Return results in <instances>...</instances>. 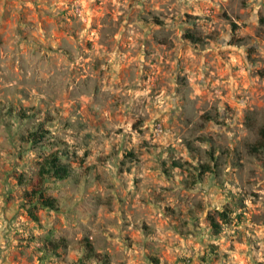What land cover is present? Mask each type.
<instances>
[{
  "label": "clouds",
  "instance_id": "clouds-1",
  "mask_svg": "<svg viewBox=\"0 0 264 264\" xmlns=\"http://www.w3.org/2000/svg\"><path fill=\"white\" fill-rule=\"evenodd\" d=\"M26 6L27 26L0 29V264H211L212 248L217 264H264V155L242 122L264 0ZM69 17L59 39L49 18ZM57 152L40 216L31 180ZM117 196L128 215L108 208Z\"/></svg>",
  "mask_w": 264,
  "mask_h": 264
},
{
  "label": "rangeland",
  "instance_id": "rangeland-1",
  "mask_svg": "<svg viewBox=\"0 0 264 264\" xmlns=\"http://www.w3.org/2000/svg\"><path fill=\"white\" fill-rule=\"evenodd\" d=\"M21 3L25 4V7L23 9L19 8L18 5ZM5 7L6 11L3 14V17H0V20H2V23H0V29H3L4 31H7L8 29L20 25V26H27L28 24V17L31 12L30 9L27 8L26 6V0H5ZM227 17V14H225ZM240 17L237 16V19ZM71 20V17L68 18V20H52L49 18V22L52 24H59L60 28L59 31L56 33L57 37L59 39H70L72 37V33L74 31L73 25L69 22ZM158 23L160 21H157ZM235 25V24H234ZM236 26V25H235ZM253 36L250 35L246 39L248 42H251L253 40ZM259 39V37H256ZM157 42H164L166 40V37L159 36L155 38ZM235 42V41H234ZM240 43L245 42V38L241 37L240 40L238 41ZM84 46L91 48L92 43L91 41L85 42ZM123 47V46H122ZM255 52V49H253ZM222 56L226 54H221ZM253 62L255 64L256 69L259 70L261 74V81L255 82L252 87L249 89V107L246 111L245 116H242V122L246 120V123H244V128L247 130L246 135H247V140L248 143L246 147L250 151V145L256 140L257 138V131L260 127L264 126V56L259 55L258 52L252 57ZM95 69H99V65L94 66ZM224 65L221 63L220 68L223 69ZM95 74V73H93ZM103 75V73H101ZM129 75V72L127 69H125L124 73L121 74V80L122 82L127 78ZM227 78V77H225ZM111 103L115 107H119L120 100L117 97H113ZM67 107V105H65ZM75 107V106H73ZM204 119H207L205 117ZM200 131H204L203 128L199 129ZM90 139V137H89ZM251 152V151H250ZM252 153V152H251ZM260 155H264L259 153ZM211 157V154H209ZM212 162L215 163V157H211ZM212 167V164H210ZM213 172L214 168L212 167ZM11 173H6V175H10ZM191 175V173H190ZM255 175V173H253ZM141 204H146L147 201H140ZM135 202H133L134 206ZM108 208L111 209L113 206L118 207L122 209L124 215L129 214V205L126 203L125 199L123 197H114L111 199L108 203ZM46 212H49L47 210H40V216H43ZM184 213H180V217H183ZM193 213L190 211L189 216H192ZM261 216H253L254 221H258ZM239 219H243V216H241ZM182 227H187V221L181 220L177 218V231H181ZM41 249H36V251H40ZM22 256L24 255V252L21 251ZM219 250L217 248H212L211 249V255L213 257V260L211 261L213 264L216 263L219 259ZM202 262H207V257L201 258Z\"/></svg>",
  "mask_w": 264,
  "mask_h": 264
},
{
  "label": "trees",
  "instance_id": "trees-1",
  "mask_svg": "<svg viewBox=\"0 0 264 264\" xmlns=\"http://www.w3.org/2000/svg\"><path fill=\"white\" fill-rule=\"evenodd\" d=\"M236 26L233 24V29H235ZM31 142V141H29ZM42 150H46L42 149ZM250 151L252 153H261L264 154V126L260 127L257 131V138L256 140L250 145ZM60 154L54 153L52 156L47 157L44 159V163L43 164H37L36 167V174L33 176L31 183L35 186L34 188V193H33V200L31 202V205L33 207H37L39 208V210H47L50 211L49 209H47L44 205H41L39 203V196L42 194L41 193V189L39 187V185L43 182L44 178L49 174V171L52 167L56 166V158L59 156ZM205 167L209 170V171H213L212 167L210 164L205 165ZM195 172H199V169H195Z\"/></svg>",
  "mask_w": 264,
  "mask_h": 264
},
{
  "label": "crops",
  "instance_id": "crops-1",
  "mask_svg": "<svg viewBox=\"0 0 264 264\" xmlns=\"http://www.w3.org/2000/svg\"><path fill=\"white\" fill-rule=\"evenodd\" d=\"M260 216H261V217H260L259 220L264 219V213H262ZM259 220H258V221H259ZM20 255L22 256V253H20ZM203 264H208V261H207V262H204ZM211 264H213V263L211 262ZM214 264H217V262L214 263Z\"/></svg>",
  "mask_w": 264,
  "mask_h": 264
}]
</instances>
